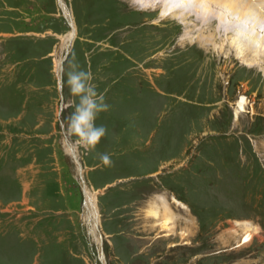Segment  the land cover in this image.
<instances>
[{
    "label": "rangeland",
    "instance_id": "obj_1",
    "mask_svg": "<svg viewBox=\"0 0 264 264\" xmlns=\"http://www.w3.org/2000/svg\"><path fill=\"white\" fill-rule=\"evenodd\" d=\"M142 1L66 0L69 22L58 0H0V264H264V230L237 211L249 196L254 220L264 216V171L253 161L264 165V64L249 68L227 47L231 25L245 28L238 17L224 21L226 35L216 19L195 27L202 9L193 2ZM106 38L134 60L100 51ZM202 38L215 40L204 49ZM74 62L111 106L96 120L108 132L95 150L68 130ZM138 65L152 77H136ZM242 97L250 104L236 115ZM238 138L254 145L243 151L252 155L248 185ZM72 145L82 168L68 157ZM160 187L199 221L176 218L154 198L158 189L168 196ZM86 189L96 193L97 221H88Z\"/></svg>",
    "mask_w": 264,
    "mask_h": 264
},
{
    "label": "bare ground",
    "instance_id": "obj_2",
    "mask_svg": "<svg viewBox=\"0 0 264 264\" xmlns=\"http://www.w3.org/2000/svg\"><path fill=\"white\" fill-rule=\"evenodd\" d=\"M132 1H133V3H135L134 1H136V0H132ZM142 2H143L142 0H139V4H137V5H142ZM192 2L196 8L202 9V13L199 16L196 15L197 22H195V27L197 25L199 26V24L201 25L200 27H202L199 30L208 29L214 23V19H216V20H218V24H219L218 28H221L220 31L222 30L221 32H223V33L225 32L226 35H229L230 34L229 33L230 32L229 27L228 26L222 27L225 25L224 21L231 16L232 17H238V21L236 22V24H241V26L245 25L246 29L245 28L243 30L238 29V31H235L236 27L234 28V26H233L234 24H232L233 22L229 21V25L232 24L231 26L233 27V31L231 29V31H232L231 33L233 34V32H234L237 35L235 38L233 37L232 39L231 38L229 39L230 41L227 44V47L230 46L231 48L232 47L236 48L237 59L243 61L245 66H247L249 68L250 67L251 68L256 67V66H262L264 64L263 63L264 62V0H181L180 5H181V7H183V6L186 7V5L188 6V4H190ZM169 10H171V9H169ZM185 19H186V17H185ZM185 19H183V17H182L183 21ZM189 26L192 27L193 24L188 23L187 27H186L187 30H190ZM67 36L69 38L68 41L65 42V40H64L63 42H61L60 46L65 45V47H67L68 43L70 41H72L73 38L75 37L74 33H72V32L69 33ZM203 39H205V38L197 40V42L199 44H201V46L204 49H207L206 47L211 45L209 43L210 42L214 43V40H215V39H207V41H206V39L205 40H203ZM186 41L187 40H185V42ZM212 46H213V44H212ZM218 46H219L218 50L220 52H222L225 49L224 48L225 44H220ZM262 67H264V66H262ZM263 71H264V68H263ZM249 104H250V102L248 101V99H246L245 97H242L239 100V102L237 103L236 115H239L241 113H245L248 109L246 107ZM68 149H69V152L71 153V155L73 157H76L75 150L71 146H69ZM86 199H87V201H86L87 202V206H86V213L87 214L86 215L88 217V221L91 222L92 219L94 221H97L98 215L100 216L101 213H100V209L97 205L96 193L86 189ZM164 203H165V201H164ZM167 207H168L167 203H165V205L162 206L163 209H168ZM155 209H157V208H155ZM152 211H150V212H152ZM150 214L155 216V218L158 217V212H152ZM165 218H166V216H165ZM168 218H169V216H168ZM96 227L97 226L95 224V227L93 229H95ZM96 230H97V228H96ZM254 237H256L254 234H249L245 238L243 244H241V245H245V244L252 242Z\"/></svg>",
    "mask_w": 264,
    "mask_h": 264
},
{
    "label": "clouds",
    "instance_id": "obj_3",
    "mask_svg": "<svg viewBox=\"0 0 264 264\" xmlns=\"http://www.w3.org/2000/svg\"><path fill=\"white\" fill-rule=\"evenodd\" d=\"M92 81L93 75L90 71L82 69L75 62L69 65L66 83L70 93L78 97V103L69 118L68 130L89 150H95L107 135V127L97 125L96 120L100 113L108 111L111 107L106 102L105 95L97 91ZM99 158L105 166H113L109 154L101 153Z\"/></svg>",
    "mask_w": 264,
    "mask_h": 264
}]
</instances>
